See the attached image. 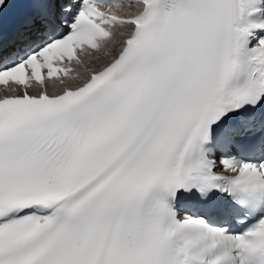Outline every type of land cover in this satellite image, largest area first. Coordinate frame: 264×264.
<instances>
[{
    "label": "snow or ice",
    "instance_id": "6c2138e0",
    "mask_svg": "<svg viewBox=\"0 0 264 264\" xmlns=\"http://www.w3.org/2000/svg\"><path fill=\"white\" fill-rule=\"evenodd\" d=\"M0 86V264H264V0H0Z\"/></svg>",
    "mask_w": 264,
    "mask_h": 264
}]
</instances>
